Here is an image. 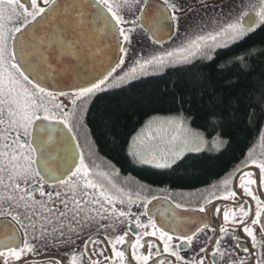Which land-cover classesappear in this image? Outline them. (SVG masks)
<instances>
[{"label": "snow or ice", "instance_id": "1", "mask_svg": "<svg viewBox=\"0 0 264 264\" xmlns=\"http://www.w3.org/2000/svg\"><path fill=\"white\" fill-rule=\"evenodd\" d=\"M246 7L259 8L255 18ZM257 28L264 31V0H0V264H264V162H245L258 172L238 170L227 194H202L191 208L174 203L158 222L148 205L160 197L142 195L151 189L110 160L101 170L90 127L98 93L206 60L225 95L200 84V106L185 108L181 90L175 114H148L123 150L131 163L156 169L179 167L186 153L204 148L223 155L236 134L230 112L264 120V108L245 103L254 93L240 90L241 76L264 79L251 63L264 47L231 69L215 67L216 53ZM130 183L134 197L123 187ZM213 198L233 203L223 210ZM175 209L204 215L187 228ZM125 223L122 234L108 233Z\"/></svg>", "mask_w": 264, "mask_h": 264}, {"label": "trees", "instance_id": "2", "mask_svg": "<svg viewBox=\"0 0 264 264\" xmlns=\"http://www.w3.org/2000/svg\"><path fill=\"white\" fill-rule=\"evenodd\" d=\"M262 47H264V31L257 28L247 42L218 49L215 67L224 66L231 69L235 61L249 54L255 55ZM251 63H254L258 69H264V57ZM206 64V60H200L190 70L185 66L177 65L161 74L134 81L112 92L98 93V98L94 99V120L90 126L96 133L92 139L98 140V144L94 147L105 160H110L118 165L124 174L130 175L131 181L142 182L152 189L162 188L163 196L169 199H174L176 192L180 190H198L216 182L227 181L238 170L244 168L245 162L250 164L251 160L258 158L264 150V120L257 123L246 119L242 112H230L228 123L236 134L233 143L223 155L218 151L189 153L179 161L180 166H174V169L140 167L126 158L123 145L128 133H131L141 120L147 119L150 113L174 115L175 110L181 107V90L188 93L183 97L185 108L200 106L202 99L200 84L204 85L209 94L215 91L218 99L225 95L220 83L221 77L214 68L205 67ZM261 76L260 72L250 78L241 76L240 90L247 88L254 93L245 103L264 108V100L261 99L264 88H260L264 79H261ZM177 81L179 87L174 89L173 85ZM173 91L176 92L175 97L168 95ZM203 101H207V96L203 97ZM255 110V108L249 109V111ZM192 127L203 131L202 128L197 127V124H193Z\"/></svg>", "mask_w": 264, "mask_h": 264}, {"label": "flooded vegetation", "instance_id": "3", "mask_svg": "<svg viewBox=\"0 0 264 264\" xmlns=\"http://www.w3.org/2000/svg\"><path fill=\"white\" fill-rule=\"evenodd\" d=\"M149 2L150 3H152V2L159 3V2H161V0H149ZM252 2H253V4L254 3H258V1H256V0H252ZM258 10H259L258 7L255 10H253L250 7L244 8V11H248L249 13H253V14H255V11H258ZM126 14H127V12H126ZM142 31L143 30L138 29V33H142ZM145 38H146V35H145ZM95 150L98 152V150L96 148H95ZM85 152H87V148L85 149ZM261 156H264V150L262 151L261 155L258 156V158H256V160H257L258 163L259 162H264V161H261L260 160V157ZM106 161H108V160H105L104 159V156H102L98 152L97 162L101 164V170H104V162H106ZM116 166L118 167V165H116ZM243 169L244 170H250V171L258 172V169L253 168V167L243 168ZM121 174H122V176H127L128 179H129V181H131L130 175L124 174L122 171H121ZM134 184H143L146 188H148L147 184H144L142 182L141 183L140 182H134ZM134 184H131L130 183V184L123 185V187H124V189H125L126 192L131 188V190L133 192V197L135 196V186H134ZM232 187H233V182H232V180L229 177L228 180H227V184H225V181H223V182H216L213 185L208 186V187L203 188V189L189 190V191H187V190L177 191L176 194H175L174 199H169V198L163 196V194H162V188H153L152 189L150 187V189H151L150 193H143L142 195H148L149 198L152 195H156V196H159L160 197V201H164V200L169 201L171 204H173V206H174V203H181V204L187 205V206H189V208H191V207H193V206L196 205V203H197L198 200H200L202 194L203 195H210L212 193H217V194H220V195H225V194H227L226 191H225V189H227L228 191H231ZM252 191L254 193H256L257 189H256V186L255 185H253ZM261 192L264 193V189H261ZM245 199H249V198L246 197ZM155 202H158V201L153 200L152 201V204H154ZM213 203L216 204V205H218V206H223V210H228V206H230L233 203V201H230V200L229 201H225V200H215L213 198ZM152 204H149L148 207L150 208L152 206ZM250 206H251L252 213L254 214L255 211H256V204H255V202L254 201H250ZM207 207H211V205H207ZM138 210L139 209H137L136 207H134V206L132 207V211L133 212H137ZM177 210L182 213V210L181 209H177ZM189 212H191V211H189ZM192 213L202 214V213H199V212H192ZM140 219H141L142 222H147L148 219H149V217L148 216H141ZM199 222H195V221H192L190 219H184V224L186 225L187 228H195L199 224ZM212 223H215V220H213ZM223 225H224V221H223V216L221 214L220 217H219V225L218 226H223ZM132 227H134V224L132 225ZM126 228H127V224L126 223L125 224H117L116 227H115V231H113L112 229H109L108 230V233L110 235L122 234V232ZM209 234L211 235L212 233L210 232ZM21 236H22V234H21ZM101 238H102V236H101ZM133 239H134V237H133ZM148 239H154V238L149 237ZM258 239H259V236H258ZM176 243H179V242L176 241V240H173V244H176ZM160 247H161V250H162V245H160ZM130 257H131V249L129 248V250H128V258H130ZM208 260H211V254H209ZM39 264H49V262L47 260H40L39 261ZM117 264H122V262L117 261ZM150 264H151V261H150ZM206 264H208L207 261H206Z\"/></svg>", "mask_w": 264, "mask_h": 264}, {"label": "water", "instance_id": "4", "mask_svg": "<svg viewBox=\"0 0 264 264\" xmlns=\"http://www.w3.org/2000/svg\"><path fill=\"white\" fill-rule=\"evenodd\" d=\"M256 1H258V0H256ZM155 3H157V2H155ZM249 15H251L255 18V14L249 13ZM244 20L246 21L247 17H244ZM153 205H156V207L154 208ZM170 207H174L173 204H171L169 201L164 200V201L155 202L154 204H152V206L149 209H151L152 215L156 221L163 222L170 215V213L168 212V209ZM175 211L178 214H181V212L178 211L177 209H175ZM161 213H163V215H161ZM182 214H183L185 219H190V220L195 221V222H199L201 216H203V214L192 213V212H186V213H182Z\"/></svg>", "mask_w": 264, "mask_h": 264}, {"label": "rangeland", "instance_id": "5", "mask_svg": "<svg viewBox=\"0 0 264 264\" xmlns=\"http://www.w3.org/2000/svg\"><path fill=\"white\" fill-rule=\"evenodd\" d=\"M248 2H249V0H245V3H248ZM251 3L253 4L252 0H251ZM254 4H258V3H254ZM166 46H167V45H166ZM153 47H155V46H153ZM120 71H121L120 69L117 70V72H120ZM194 130H196V129H194ZM197 131H198V130H197ZM204 151H211V150H209L208 148H204L201 152H204ZM187 154H189V153H186L185 156H186Z\"/></svg>", "mask_w": 264, "mask_h": 264}]
</instances>
